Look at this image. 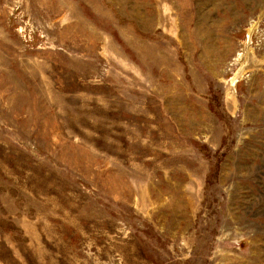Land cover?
Here are the masks:
<instances>
[{
    "label": "rangeland",
    "instance_id": "rangeland-1",
    "mask_svg": "<svg viewBox=\"0 0 264 264\" xmlns=\"http://www.w3.org/2000/svg\"><path fill=\"white\" fill-rule=\"evenodd\" d=\"M0 264H264V0H0Z\"/></svg>",
    "mask_w": 264,
    "mask_h": 264
}]
</instances>
